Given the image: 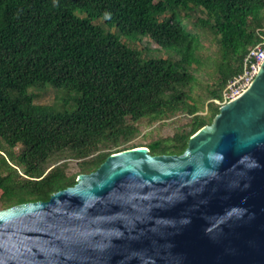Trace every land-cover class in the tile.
<instances>
[{"label": "trees", "instance_id": "1", "mask_svg": "<svg viewBox=\"0 0 264 264\" xmlns=\"http://www.w3.org/2000/svg\"><path fill=\"white\" fill-rule=\"evenodd\" d=\"M197 10L206 18L190 30L185 19ZM101 19L119 32L95 23ZM206 33L217 52L205 63ZM122 36L147 37L175 58L146 57ZM256 47L264 48V0H0L1 209L48 201L116 152L145 146L152 155L183 154L219 113L229 83L255 62ZM208 62L214 82L206 107L192 91ZM45 87L62 91L63 103L37 104L31 90ZM178 114L190 121L173 136L127 145L137 123ZM67 157L80 161V173L50 167Z\"/></svg>", "mask_w": 264, "mask_h": 264}, {"label": "water", "instance_id": "2", "mask_svg": "<svg viewBox=\"0 0 264 264\" xmlns=\"http://www.w3.org/2000/svg\"><path fill=\"white\" fill-rule=\"evenodd\" d=\"M0 264H264V61L183 154L116 152L0 210Z\"/></svg>", "mask_w": 264, "mask_h": 264}, {"label": "rangeland", "instance_id": "3", "mask_svg": "<svg viewBox=\"0 0 264 264\" xmlns=\"http://www.w3.org/2000/svg\"><path fill=\"white\" fill-rule=\"evenodd\" d=\"M190 13L192 15L186 18L185 22L189 25L188 27L190 30H194L195 28L193 24L197 21V18L198 17L206 18V16L203 13H201L199 10ZM79 15L82 17L86 16L85 14L82 13H80ZM95 23L109 29L105 25V22L102 19L97 20ZM109 30L114 33L119 32V30L116 27L111 28ZM122 39L129 46L143 51L146 57L175 58V56L170 51H166L162 49L147 37L142 38L140 41H135V42L129 41L124 36H122ZM202 42H203L202 43L203 46L199 54L203 62L206 63V61L209 60L210 57L216 58L217 46L213 42L212 35L209 33H206L202 36ZM210 64L211 63L208 62V66L205 65V67L202 70L196 73L197 81L194 84L192 91L193 95L196 97L199 104L201 105L204 104L206 107L209 102L208 88L214 82V79L211 77L213 70ZM31 91L35 95L36 98L35 102L37 104L59 106L63 103L64 93L55 88L45 87L42 89H38V88L32 89ZM202 113L206 114L207 110L205 109V111ZM189 121H190L189 117L186 116L185 114H178L175 117H171L169 119H165L153 124H149L147 120H143L137 123V126L139 127V131H140L139 134L127 145H132V144L148 145L157 139L173 136L175 132H177L179 129L184 128L189 123ZM64 164H66V170L69 176L80 173V161L68 157L61 159H53V161L50 162V167L64 165ZM1 205L2 204L0 202V210H2Z\"/></svg>", "mask_w": 264, "mask_h": 264}, {"label": "built area", "instance_id": "4", "mask_svg": "<svg viewBox=\"0 0 264 264\" xmlns=\"http://www.w3.org/2000/svg\"><path fill=\"white\" fill-rule=\"evenodd\" d=\"M249 59H254L255 62L251 64L250 69H246L244 74L239 78L231 81L223 93V101L218 104L221 106L233 99L238 98L248 88L257 74L260 64L264 61V48L256 47L251 50Z\"/></svg>", "mask_w": 264, "mask_h": 264}]
</instances>
